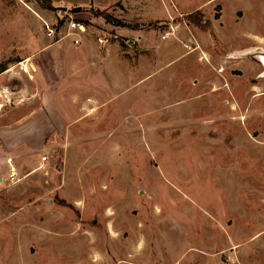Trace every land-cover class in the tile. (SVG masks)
<instances>
[{
	"label": "rangeland",
	"instance_id": "1",
	"mask_svg": "<svg viewBox=\"0 0 264 264\" xmlns=\"http://www.w3.org/2000/svg\"><path fill=\"white\" fill-rule=\"evenodd\" d=\"M115 1L0 0V67L15 73H27L17 65L19 49L38 50L34 39L47 34L64 39L72 21L99 28L89 23L103 19L97 12L121 17L122 29L173 28L183 35L184 62L195 57L188 68L198 72L183 105L170 87L171 100L154 93L153 127L139 117L137 137L5 141L20 165H38V172L18 185V175H9L0 187V264H264V0H118L110 12L93 8ZM163 4L171 20L146 17ZM196 11L206 27L185 20ZM16 77L0 104V126L10 129L24 127L14 119L16 102L32 97ZM65 90L48 93L55 111L68 107L63 124L76 117ZM138 99L150 98L139 91ZM117 122L86 133L105 134ZM83 130L77 122L73 132ZM113 143L121 148L116 155Z\"/></svg>",
	"mask_w": 264,
	"mask_h": 264
},
{
	"label": "crops",
	"instance_id": "2",
	"mask_svg": "<svg viewBox=\"0 0 264 264\" xmlns=\"http://www.w3.org/2000/svg\"><path fill=\"white\" fill-rule=\"evenodd\" d=\"M117 1L103 7L90 4L94 9L110 12ZM168 9L170 7L163 4L160 8L162 12L158 13L154 11L153 6L146 17L153 22L171 20L173 15ZM114 15L117 16V13ZM120 18L114 17L117 20ZM89 23L96 24L99 28L88 26L86 27L88 34L66 37L59 41H51L50 35L47 34L42 39H34L33 46H41L38 50L26 53L19 49L17 65L27 73L21 71L15 73L11 66L0 67V104L4 105V99L10 98L8 80L11 77L17 76L16 78L23 81L24 86L27 84L32 90V97L26 101L16 102L18 115L14 119L24 127L10 129V126L3 124L0 126V187L9 175H18V185L25 178L38 172V165H20L17 153H12L5 142L12 137L22 136L39 140L46 135L71 139L133 138L138 136L139 117L145 118L149 123L153 121L155 92L162 90L163 97L165 93L170 96L171 92H166L170 87L174 103L181 102L177 105L185 103L186 83L191 78L195 79L198 72L195 68L192 70L188 68V64L194 66L195 57L191 56L184 62L187 55L178 43V39L183 38V35H178L173 28L171 32L164 34L155 31L141 33L134 29L115 27L101 18H93ZM138 37L140 41L136 43L134 40ZM118 38H128L129 45L126 44L124 47ZM188 38L185 35V39ZM75 40H78L77 44L74 43ZM44 68L46 72L43 71ZM190 71V75H187ZM25 74L33 78L32 85L27 82ZM62 88H66L70 106L76 115L73 120L68 119L64 124L61 116H69L68 107L65 104V109L58 110L59 115L48 98V93L53 94ZM139 91H146V96L150 99L139 101ZM62 96L57 99L61 104L65 103ZM169 98L171 100V96ZM144 101L145 106L140 105ZM117 119L118 124L109 125L105 134L86 133L87 130L100 126L102 128L101 123L107 120ZM3 120L5 119L0 117V122ZM42 122L49 126L47 130L42 129ZM77 122L84 123L83 133L79 135L73 132ZM150 127H153L152 123ZM74 142L73 140L71 144ZM109 151L116 155L121 152V148L113 143L109 146ZM9 159L16 160V164L9 165ZM241 217L242 226L248 228L249 218L244 215Z\"/></svg>",
	"mask_w": 264,
	"mask_h": 264
},
{
	"label": "trees",
	"instance_id": "3",
	"mask_svg": "<svg viewBox=\"0 0 264 264\" xmlns=\"http://www.w3.org/2000/svg\"><path fill=\"white\" fill-rule=\"evenodd\" d=\"M45 3H48L49 0H44ZM47 8H49V6L47 5ZM96 15H98L99 17H103V19L105 20L106 23L111 24L115 27H125L123 25V23H121L120 21L112 18L111 16H108L105 13L102 12H97ZM185 20L187 21V23L192 24L195 27H206L207 23L202 22V14L199 11H196L194 13H191L190 15H187L185 17Z\"/></svg>",
	"mask_w": 264,
	"mask_h": 264
},
{
	"label": "built area",
	"instance_id": "4",
	"mask_svg": "<svg viewBox=\"0 0 264 264\" xmlns=\"http://www.w3.org/2000/svg\"><path fill=\"white\" fill-rule=\"evenodd\" d=\"M48 31L51 35H54L52 30L48 29ZM83 33H85L84 26L72 21L68 24L67 33L65 34V38L66 37H78L80 34H83ZM74 43L77 44L78 40H75ZM187 48L189 51L191 50L190 47H187ZM45 160L46 159H43L42 161L44 162Z\"/></svg>",
	"mask_w": 264,
	"mask_h": 264
},
{
	"label": "water",
	"instance_id": "5",
	"mask_svg": "<svg viewBox=\"0 0 264 264\" xmlns=\"http://www.w3.org/2000/svg\"><path fill=\"white\" fill-rule=\"evenodd\" d=\"M64 10H65V9H64ZM80 10H81L80 8H74L72 12L77 13V12H80Z\"/></svg>",
	"mask_w": 264,
	"mask_h": 264
}]
</instances>
